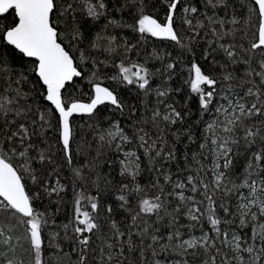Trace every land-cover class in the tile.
<instances>
[{
	"label": "snow or ice",
	"instance_id": "snow-or-ice-1",
	"mask_svg": "<svg viewBox=\"0 0 264 264\" xmlns=\"http://www.w3.org/2000/svg\"><path fill=\"white\" fill-rule=\"evenodd\" d=\"M0 213V264H264V0H0Z\"/></svg>",
	"mask_w": 264,
	"mask_h": 264
},
{
	"label": "trees",
	"instance_id": "trees-1",
	"mask_svg": "<svg viewBox=\"0 0 264 264\" xmlns=\"http://www.w3.org/2000/svg\"><path fill=\"white\" fill-rule=\"evenodd\" d=\"M4 217H5V214L4 213H0V221H3L4 220ZM66 251H68L66 249ZM49 255H52L51 253ZM72 259H74V256L71 257ZM58 261H59V264H70V257L69 256H63L62 258H59V257H53V260H52V264H58Z\"/></svg>",
	"mask_w": 264,
	"mask_h": 264
}]
</instances>
